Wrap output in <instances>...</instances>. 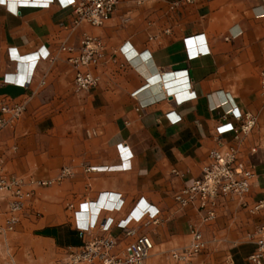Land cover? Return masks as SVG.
<instances>
[{"label":"crops","instance_id":"obj_1","mask_svg":"<svg viewBox=\"0 0 264 264\" xmlns=\"http://www.w3.org/2000/svg\"><path fill=\"white\" fill-rule=\"evenodd\" d=\"M26 6L0 0V101L24 103L33 117L88 112L87 132L96 136L78 143L76 223L90 224L97 215L120 221L141 201L139 209L159 211L156 224L140 229L158 249L151 264H167L173 251L188 246L191 226L207 242L193 264H247L255 248L249 235L263 222L261 215L228 200L206 226L196 209H181L174 196L201 176L210 152L223 143L238 148L243 166L255 167L250 201L261 198L264 0H196L176 9L159 0H125L101 28L74 26L72 10L57 0L45 8ZM86 36L103 42L104 58L92 69L97 85L77 92L75 69L60 48L78 47ZM47 52L49 58L35 62ZM232 108L257 119L240 142L232 133H218L235 124L224 116ZM0 140L6 172L5 155L17 148ZM89 167L97 171L87 172ZM116 196L122 209L110 212ZM52 233L46 239H60L58 229ZM112 235L121 241V231L113 228Z\"/></svg>","mask_w":264,"mask_h":264},{"label":"built area","instance_id":"obj_2","mask_svg":"<svg viewBox=\"0 0 264 264\" xmlns=\"http://www.w3.org/2000/svg\"><path fill=\"white\" fill-rule=\"evenodd\" d=\"M64 9L72 10L74 26L86 23L94 28L104 27L125 0H57ZM143 5L147 0H134ZM170 3L171 8L194 3L195 0H159ZM37 8H45L54 0H42ZM105 45L91 36H86L78 47L62 46L60 52L67 54L68 62L75 69L74 88L77 92H87L94 88L98 79L92 69L100 65L104 58ZM50 54H37L36 62L49 58ZM31 79L25 81V87ZM44 84V83H42ZM261 94L264 97V71L261 73ZM25 112L24 103L0 101V135L11 127ZM232 117L235 124H226L218 129L220 135L232 133L234 140L240 142L247 138L257 125L256 117L249 112L236 108L225 113ZM255 152V150H253ZM239 151L235 146L223 143L212 150L201 176L190 186L179 190L174 200L181 209H196L201 224H212L218 216L219 207L228 200H235L242 209L252 215H261L264 219V189L261 198L250 201V192L255 179V167H244L239 161ZM87 172H96V168H87ZM68 174L67 170L61 177ZM53 181L28 180L7 175L0 158V237L13 232L19 223V216L26 204L34 197L36 189L52 184ZM139 201L132 211L122 220L112 218L99 220V215L90 224L76 223V232L82 244L77 248H68L65 258L49 264H145L154 250L152 238L140 231L141 228L156 224L159 211L150 207L139 209ZM4 205V206H1ZM121 196H116L114 204L108 210L119 212L122 209ZM76 210V206H68ZM78 211H76V216ZM121 231L122 239L112 235V229ZM249 238L255 248L247 257V264H264V220L254 229ZM207 249V242L197 226L190 228V243L183 249L170 254L167 264H193L194 260ZM0 247V255H1ZM3 264H17L10 256Z\"/></svg>","mask_w":264,"mask_h":264},{"label":"rangeland","instance_id":"obj_3","mask_svg":"<svg viewBox=\"0 0 264 264\" xmlns=\"http://www.w3.org/2000/svg\"><path fill=\"white\" fill-rule=\"evenodd\" d=\"M89 128L87 111L79 118L78 111L69 112L66 118L33 117L25 111L3 131L0 137L2 142H8L5 147L17 148L5 155L6 174L53 183L36 189L14 231L0 237V264L10 256L17 264H49L65 258L69 245L80 243L75 220L78 209L70 210L68 206L78 204V143L96 136L92 130L87 132ZM64 170L68 174L61 177ZM54 229L61 232L56 242L41 235ZM157 252L154 246L151 257ZM148 260L145 264H151Z\"/></svg>","mask_w":264,"mask_h":264},{"label":"bare ground","instance_id":"obj_4","mask_svg":"<svg viewBox=\"0 0 264 264\" xmlns=\"http://www.w3.org/2000/svg\"><path fill=\"white\" fill-rule=\"evenodd\" d=\"M42 0H7V3L9 4V6L10 7H16V6H18V5H20V4H22V5H29V6H26V7H38V6H40L41 4H43L42 2H41ZM20 7H22V6H20ZM37 56V55H36ZM35 60H37V59H35ZM36 62V61H35ZM166 94V93H165ZM100 201V200H99ZM98 201V202H99ZM102 201H104V199H102ZM101 201V202H102ZM100 202V203H101ZM97 203V202H96ZM101 205V204H100ZM98 206V205H97ZM89 214V213H88ZM95 215V214H94ZM96 217V216H95ZM77 218V217H76ZM94 218V217H93ZM92 218V219H93ZM92 219H90V220H92ZM94 220H92L91 222H93ZM77 222V221H76ZM89 222V221H88Z\"/></svg>","mask_w":264,"mask_h":264},{"label":"trees","instance_id":"obj_5","mask_svg":"<svg viewBox=\"0 0 264 264\" xmlns=\"http://www.w3.org/2000/svg\"><path fill=\"white\" fill-rule=\"evenodd\" d=\"M42 236H45V237H52L53 236V233H52V230H45L41 233Z\"/></svg>","mask_w":264,"mask_h":264}]
</instances>
